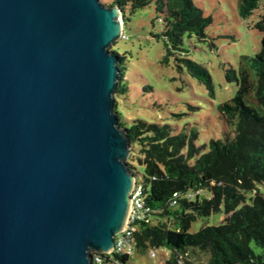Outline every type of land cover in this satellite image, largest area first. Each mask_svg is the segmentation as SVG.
<instances>
[{"label":"water","instance_id":"obj_1","mask_svg":"<svg viewBox=\"0 0 264 264\" xmlns=\"http://www.w3.org/2000/svg\"><path fill=\"white\" fill-rule=\"evenodd\" d=\"M123 21L102 0H0V264H94L126 225Z\"/></svg>","mask_w":264,"mask_h":264},{"label":"trees","instance_id":"obj_2","mask_svg":"<svg viewBox=\"0 0 264 264\" xmlns=\"http://www.w3.org/2000/svg\"><path fill=\"white\" fill-rule=\"evenodd\" d=\"M263 1L239 0L240 16L248 18ZM152 2L164 16L167 56H175L179 68L183 64L213 93L209 70L187 55H179L188 52L186 35L205 40L206 29L213 22L194 0H114L109 6L117 5L122 11L130 7L135 12ZM255 26L263 34L260 51L252 58L242 56L238 69H226L227 80L236 81L238 89L218 106L228 126L223 138L198 145L196 126L179 131L170 124L142 119L126 126L118 107L114 108L119 126L130 137L131 152L140 147L144 155L140 165L145 172L142 182L147 187L145 206L151 221L140 222L135 233L137 249L167 248L166 264H264V193L260 192L264 187V14ZM111 52L118 61L116 90L126 94V56ZM127 164L136 175L135 167ZM222 209L226 213L222 223L190 232L197 217ZM253 242L262 252L253 249ZM195 254H205L207 260L197 262ZM105 259L104 264H128L131 256L113 254Z\"/></svg>","mask_w":264,"mask_h":264},{"label":"rangeland","instance_id":"obj_3","mask_svg":"<svg viewBox=\"0 0 264 264\" xmlns=\"http://www.w3.org/2000/svg\"><path fill=\"white\" fill-rule=\"evenodd\" d=\"M114 0H102L110 5ZM213 22L206 29L207 37L185 36L184 48L179 55L188 56L206 67L213 79L214 92L192 76L187 68H179L175 56H167L164 16L157 12L156 2L132 12L130 7L122 11L123 34L111 46L121 56H126V76L129 90L126 94L115 91V106L120 111L121 122L126 126L135 120L170 124L176 130L196 126L200 132L198 145L212 138H223L228 131L218 106L235 96L238 84L229 82L226 69L239 68L242 56L254 57L262 46V32L255 26L264 14V1L248 18L239 13V0H194ZM254 77L256 75L254 73ZM135 148V147H134ZM140 147L130 152L126 161L135 167L139 181L144 180L143 159ZM264 193L261 186L260 192ZM252 195L249 192V197ZM226 217L225 210L208 217H197L190 232L206 225H218ZM253 249H262L254 242ZM155 251L156 256H152ZM170 252L167 248H140L131 256L128 264H166ZM197 262H205V254H195Z\"/></svg>","mask_w":264,"mask_h":264},{"label":"built area","instance_id":"obj_4","mask_svg":"<svg viewBox=\"0 0 264 264\" xmlns=\"http://www.w3.org/2000/svg\"><path fill=\"white\" fill-rule=\"evenodd\" d=\"M146 190L147 187L137 178L131 191V206L126 225L122 231L116 234L115 244L111 251L107 253L95 252L93 254L94 264H104L106 260L105 255L113 256V254H120L132 256L135 253L137 250L135 233L139 229L140 222L151 221L150 216L146 212L147 208L145 206V199L147 197ZM152 256H156L155 251L152 252ZM115 263H118V261H115Z\"/></svg>","mask_w":264,"mask_h":264}]
</instances>
